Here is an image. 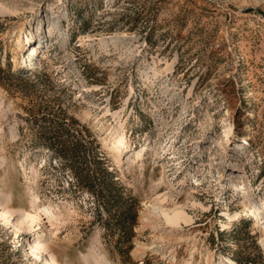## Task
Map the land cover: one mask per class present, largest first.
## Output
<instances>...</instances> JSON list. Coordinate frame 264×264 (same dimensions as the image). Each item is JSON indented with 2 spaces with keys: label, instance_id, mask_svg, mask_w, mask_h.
Instances as JSON below:
<instances>
[{
  "label": "rangeland",
  "instance_id": "obj_1",
  "mask_svg": "<svg viewBox=\"0 0 264 264\" xmlns=\"http://www.w3.org/2000/svg\"><path fill=\"white\" fill-rule=\"evenodd\" d=\"M83 126L79 174L135 203L124 255L122 207L37 145ZM49 260L264 264V0H0V264Z\"/></svg>",
  "mask_w": 264,
  "mask_h": 264
},
{
  "label": "trees",
  "instance_id": "obj_2",
  "mask_svg": "<svg viewBox=\"0 0 264 264\" xmlns=\"http://www.w3.org/2000/svg\"><path fill=\"white\" fill-rule=\"evenodd\" d=\"M82 129L76 130L73 128L64 129L61 127L44 128L38 139L37 145H41L57 152L60 158L71 160H80V167H73L74 174L78 181L85 187L94 197L99 198L103 211L109 213V207H122L115 218L114 228L120 234V245L118 250L123 253L124 244L133 233V229L137 222V212L135 210L134 201H129L123 197L120 192L119 183L115 180L112 173H110L104 166V163L99 158L97 159L98 167L93 171L85 174H79L78 170L85 171V160L83 157L84 144H91L87 141L88 136L84 131H88L86 126ZM89 132V131H88ZM72 133L73 140L70 141ZM129 251V250H128Z\"/></svg>",
  "mask_w": 264,
  "mask_h": 264
},
{
  "label": "bare ground",
  "instance_id": "obj_3",
  "mask_svg": "<svg viewBox=\"0 0 264 264\" xmlns=\"http://www.w3.org/2000/svg\"><path fill=\"white\" fill-rule=\"evenodd\" d=\"M118 141H119V144H121V145H125L126 144V139H125L124 135L120 136ZM138 151H139L138 153H141L142 149H140ZM120 153H121V150H120ZM154 213L157 216H164L166 218V220L169 223H171L172 225H180L181 221H185L186 223L191 221L189 219L186 211H183V210H177V211L170 212V211H167V210H163L161 208H155ZM237 216H239V214H237ZM39 244L40 243L37 242V239H36V242L34 244H32V251H36V252L40 251L42 247ZM99 262H101V261L99 260ZM47 263L48 264H57L54 260H49Z\"/></svg>",
  "mask_w": 264,
  "mask_h": 264
}]
</instances>
